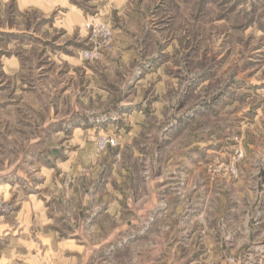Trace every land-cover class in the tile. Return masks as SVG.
Here are the masks:
<instances>
[{"label":"rangeland","instance_id":"374dc122","mask_svg":"<svg viewBox=\"0 0 264 264\" xmlns=\"http://www.w3.org/2000/svg\"><path fill=\"white\" fill-rule=\"evenodd\" d=\"M6 173L0 264H264V0H0Z\"/></svg>","mask_w":264,"mask_h":264},{"label":"crops","instance_id":"0c3cea01","mask_svg":"<svg viewBox=\"0 0 264 264\" xmlns=\"http://www.w3.org/2000/svg\"><path fill=\"white\" fill-rule=\"evenodd\" d=\"M29 150H30L29 152L33 153L32 155L34 157H39V154L40 153H43V149L42 150H40V149H29ZM7 175H8V173H6V175L5 174H2V175H0V177L7 176ZM10 231H12V229H9V228H4V229L0 230V239L3 236L9 235L10 234Z\"/></svg>","mask_w":264,"mask_h":264},{"label":"built area","instance_id":"2783aa9c","mask_svg":"<svg viewBox=\"0 0 264 264\" xmlns=\"http://www.w3.org/2000/svg\"><path fill=\"white\" fill-rule=\"evenodd\" d=\"M7 211V207L5 205H0V214L5 213Z\"/></svg>","mask_w":264,"mask_h":264}]
</instances>
